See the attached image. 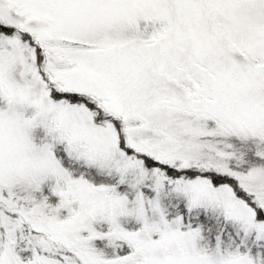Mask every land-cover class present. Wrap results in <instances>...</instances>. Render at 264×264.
<instances>
[{"label":"snow or ice","instance_id":"1","mask_svg":"<svg viewBox=\"0 0 264 264\" xmlns=\"http://www.w3.org/2000/svg\"><path fill=\"white\" fill-rule=\"evenodd\" d=\"M0 264H264V0H0Z\"/></svg>","mask_w":264,"mask_h":264}]
</instances>
